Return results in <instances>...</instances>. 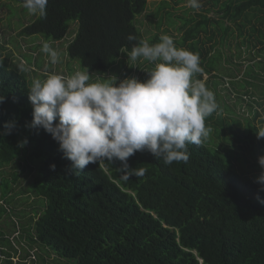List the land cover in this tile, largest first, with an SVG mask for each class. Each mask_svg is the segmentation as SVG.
<instances>
[{"label":"trees","instance_id":"16d2710c","mask_svg":"<svg viewBox=\"0 0 264 264\" xmlns=\"http://www.w3.org/2000/svg\"><path fill=\"white\" fill-rule=\"evenodd\" d=\"M7 1L23 6L22 0ZM146 1L48 0L43 18H28V10L19 7L20 17L22 14L31 22L21 24L18 36L28 39L40 35L45 41H59L74 27V37L66 47L67 57L93 73L94 82V74L104 79L103 75L120 58L145 40L135 18L145 9ZM218 6L220 20L211 21L206 15H200L201 20L194 24L193 19L185 20L180 30L190 26L174 41L177 48L198 53L200 66L209 76L216 72V58L211 59V48L207 50L200 42V35L210 31L209 24L223 31V40L233 35V25L237 36L247 34L244 46H250L254 39L264 51V0H224ZM16 10L11 16L17 14ZM71 21L77 28L70 25ZM129 34L137 39L127 40ZM0 49L5 51L1 45ZM258 55L264 57L260 51L247 58L253 62ZM22 57L31 62L26 55ZM25 66L18 67L10 52L0 53V95L5 98L0 103V169L19 161L21 171L32 175L27 192L34 201L28 208L34 211L35 218L23 219L18 228L19 238L29 248L37 246L60 259L75 260L76 264H264V203H260L264 190L255 182L259 175H253L259 153L264 155V138L257 137V133L264 132V126L254 123L259 112L252 119L245 118L243 125L230 115L222 117L216 110L205 120L213 137L209 134L211 140L205 141L206 145L189 144L186 163L165 165L162 159H154L145 151L128 160L129 166L147 170L142 177L120 179L118 160L90 163L71 175L67 172L71 162L63 157L51 135L43 128L26 127L32 120L28 100L32 83ZM254 66H248L245 79L249 81L242 80V91L236 87L241 96L249 99L254 98L251 89L258 88L250 79H262L264 60ZM143 69L151 71L153 65ZM223 75L237 79L231 72ZM194 79L202 76L197 74ZM227 112L233 113L230 109ZM6 122L15 123L8 135H4ZM220 135L231 144L230 149H225L227 153L213 139ZM25 138L27 144L18 146ZM211 143L219 149L209 147ZM235 143L242 145L236 149L246 151L247 158L233 150ZM52 164L54 170L50 168ZM257 170H261L259 164ZM10 176L11 183L7 179L0 182V229L4 232L0 231V257L7 259L11 253L6 247H12V243L1 222L12 212L7 198L12 200L15 186L11 184L19 178L15 171ZM24 224L30 227L31 234L21 230Z\"/></svg>","mask_w":264,"mask_h":264},{"label":"clouds","instance_id":"9594fccd","mask_svg":"<svg viewBox=\"0 0 264 264\" xmlns=\"http://www.w3.org/2000/svg\"><path fill=\"white\" fill-rule=\"evenodd\" d=\"M22 3L30 14L46 15L48 0ZM187 6L199 9L200 0H187ZM136 39L132 34L127 36L129 41ZM41 50L51 63L59 62V53L49 44ZM128 58L158 63L143 81L132 76L117 83L113 75L110 81L90 82L87 69L71 76L50 74L44 80L32 81L28 91L32 120L26 127L43 128L51 135L63 157L71 162L67 168L71 175L90 163L118 160L120 179L142 177L146 169L128 164L135 153L146 151L165 165L186 163L190 156L187 146H201L209 137L211 129L205 120L217 110V104L204 80L194 79L197 74L204 75L198 53L177 48L171 36L162 35L155 44L140 40ZM4 99L0 95V103ZM14 127V122H6L4 135ZM257 137L264 138V132ZM27 142L25 138L18 146ZM257 162L261 173L255 182L264 190V155ZM50 168L54 170L55 165Z\"/></svg>","mask_w":264,"mask_h":264},{"label":"rangeland","instance_id":"374dc122","mask_svg":"<svg viewBox=\"0 0 264 264\" xmlns=\"http://www.w3.org/2000/svg\"><path fill=\"white\" fill-rule=\"evenodd\" d=\"M223 1L224 0H218L217 2L215 0H200L201 7L199 9H193L187 6V0H147L145 9L141 14L136 16L135 22L144 39L148 42H159L162 35H169L176 41L183 35V31L190 26L189 24L183 30H180L185 20L193 19L192 24H194L195 21L201 20L199 17L200 15H206L211 21L214 19L220 20L221 16L217 14V11L219 3ZM215 3L218 5H215ZM19 7L22 9L24 8L20 6V4L7 0H0V45L5 48V51L0 49V53L2 52L5 54L10 52L13 62L17 64L18 67L26 65V73L31 83L37 78L44 80L50 74L71 76L76 72L84 71L78 67L76 64L77 62L70 61L66 54V47L73 39L76 31V29L73 31L74 27H72L70 31L68 30L66 36L59 41H45L40 35L24 39L18 36L22 28L21 24H29L31 20L28 21V18L33 14L27 12L26 15L28 18L23 17L21 14V19L20 14H18L20 10L17 9ZM14 9H17V14L11 16L12 10ZM70 25H75L77 28L74 21H71ZM231 26L234 33L232 36H225L226 38L224 40L221 37V34L224 36L223 31H220L221 33L216 31V25L213 27L209 24L210 31L207 34L200 35V42L204 48L206 47L207 50L211 48L210 58H216V72L212 75H218V78H213L212 75L209 76L204 74L202 79L206 87L214 93L218 108L217 114H220L222 117L230 115V117L239 120V122L244 125L245 118L252 119L256 115L255 113L259 112V115L254 119V123L258 126H264V123L260 122V120H264V95L261 94V91H264V71L260 73L263 80L256 81L249 78L252 83L258 84V88L251 89V91L254 92V98L249 99V96H241V91L243 89L241 85L245 84L243 81H249L245 79V73L249 72L250 69L248 66L252 65L253 67L254 64L264 60V57L258 55L254 58V61L251 62V60H248L247 56H249V54L250 56L251 54L257 55L260 51H262L264 55V51L261 50L262 46L256 43L254 39L251 40L250 46H244L242 42L246 39L247 34L244 33V36L239 37L237 36L235 27H233V25ZM164 31H166L165 34H163ZM154 35H158L159 37H153ZM209 37L211 38L210 40H208ZM11 39L13 40L12 42H10ZM45 43L49 44L51 48L59 53L58 63H51L49 55L42 52L41 49ZM22 54L31 58V62L28 63L25 61ZM237 54L238 57H236ZM156 63H158V61L145 62L143 58L132 61L128 58V55H125L114 65V68L103 75L104 79L100 78L102 75L94 74V82L110 81L113 75L118 78L117 83L125 77L132 76L143 81L148 78V73L150 72L145 71L143 68L148 64H152L154 69ZM138 67H141V69H138ZM253 68L258 71L255 66ZM224 72H231L233 75H236L237 79L224 77ZM89 74L91 75L90 82H93V73ZM212 82H214L213 85ZM236 87L241 91L238 92ZM240 97L243 99L239 100ZM257 103L261 105L258 106ZM218 105L221 108H219ZM227 109L232 110L233 113H228ZM210 135L213 137L214 134L211 132ZM213 139L214 141H218L220 150H222L223 153H227L225 149L231 148L229 140H226L225 137L220 135L219 139ZM210 140L211 139L207 138V143ZM237 145L242 147L241 144L235 143L233 150L242 153L244 157L247 158L246 151L242 150V148L237 150ZM210 147L219 149L213 146L212 143ZM261 155L263 154L259 153L258 157ZM224 160L229 162L227 158H224ZM249 162H251V160ZM235 163L237 162L235 161ZM21 165L22 162L18 161L4 169H0V182L2 181L1 179H7L11 183L12 177L10 174L12 171H15L19 175L18 182L16 184H11L15 186V193L11 195L12 200L7 198L12 206V212L1 222V226L4 228L7 237L9 240H12V247H6V251H10L11 255L8 259L6 256H1L0 264H76L75 260L60 259L52 252L39 249L37 246L29 248L24 240L19 238L18 233L20 231H18V228L20 224L23 223V219L27 221L31 217L33 219L35 218L34 211L28 208V205L34 201L33 196H29L27 192L32 175H25L21 171ZM257 166L258 162L256 161V169L253 170L254 174L252 173L255 176L261 173V170H257ZM0 193H2V191H0ZM21 230L31 234L30 227L25 224L22 226ZM0 231L2 230L0 229Z\"/></svg>","mask_w":264,"mask_h":264}]
</instances>
